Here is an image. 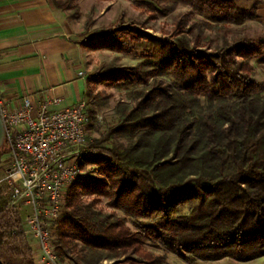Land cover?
Instances as JSON below:
<instances>
[{"label": "trees", "instance_id": "1", "mask_svg": "<svg viewBox=\"0 0 264 264\" xmlns=\"http://www.w3.org/2000/svg\"><path fill=\"white\" fill-rule=\"evenodd\" d=\"M52 1L70 19L81 17L76 0ZM165 1L188 3L208 26L258 18L259 1L253 8L235 0ZM190 31L178 22L170 35L158 36L121 16L80 40L84 49L142 48L145 59L106 65L95 74L100 81L119 78L131 102L117 103L118 123L81 159L82 165L96 164L102 177L66 192L67 210L53 224L60 261L156 264L145 239L188 263L264 257V94L256 91L251 63H264V39L243 36L212 48L202 43L201 32L189 37ZM114 135L127 142L103 144ZM6 151L3 145L0 161ZM96 193L123 214L84 204L82 195ZM22 227L0 187L4 264H36L26 234L18 232Z\"/></svg>", "mask_w": 264, "mask_h": 264}, {"label": "rangeland", "instance_id": "2", "mask_svg": "<svg viewBox=\"0 0 264 264\" xmlns=\"http://www.w3.org/2000/svg\"><path fill=\"white\" fill-rule=\"evenodd\" d=\"M80 6L81 17L79 19H70L68 13L65 14L70 24H73L76 38L81 40L91 31L100 28L108 27L117 22L122 16L124 22L133 21L137 25L143 27L145 30L158 36L170 35L174 27L180 22L183 27L189 28L191 31L188 36L201 32L202 43L212 48L240 39L243 36H249L255 39H264V24L259 19L247 20L244 24H227V25H206L205 17L194 11L188 3L173 4L165 0H76ZM238 5L246 8H253L260 0H235ZM258 7V5H257ZM206 23V24H205ZM132 42L134 41L130 39ZM136 42V41H135ZM146 44V47L150 43ZM264 52V46L262 47ZM142 48L125 49L114 51L107 48L101 49H85L84 53V68L81 70L85 76H88L90 84V94L88 98V105L90 113L93 117V123L90 126L91 142L97 139H102L106 136L109 129L113 128L118 123V115L115 107L119 101L131 102L130 90L125 85L121 84L117 79L112 80H98L95 76L103 66H130L144 60ZM251 63L254 67L253 78L258 82L257 92L264 94V63L261 59H253ZM166 81H174L168 75L163 77ZM151 81V80H150ZM91 101V102H90ZM93 101V102H92ZM100 116L99 121L96 120ZM4 137V128L0 119V138ZM124 142L126 139L114 135L111 139L104 142L106 146H112L115 143ZM86 178H89L88 184L93 183L94 179L101 178L98 166L89 162L83 165ZM7 162L0 161V178L3 176ZM0 187L5 191L4 187ZM110 189V188H107ZM7 196V193L5 191ZM84 204H92L96 210L102 212H111L115 210L118 214H123L121 210L114 209L110 205V199L106 195L99 194H84L82 195ZM66 201V199H65ZM66 203V202H65ZM64 203V205H65ZM67 210L66 205L64 206ZM93 207V206H92ZM127 224L132 228L135 227L131 222ZM56 231V230H55ZM57 235V232H56ZM27 236V235H26ZM27 240L31 245L33 239ZM144 247L152 255L158 259L156 264H264V257L240 262L234 259L225 258L218 261H197L195 263H188L176 256L175 254L166 250L160 242L145 239ZM34 249V247H32ZM81 248L79 245L78 249ZM35 251V249H34ZM77 257V256H76ZM34 258L35 254H34ZM123 257H121L122 259ZM36 260V259H35ZM119 259L102 260L101 264H113ZM38 264V262L36 263ZM58 264H75L69 259L58 262Z\"/></svg>", "mask_w": 264, "mask_h": 264}, {"label": "built area", "instance_id": "3", "mask_svg": "<svg viewBox=\"0 0 264 264\" xmlns=\"http://www.w3.org/2000/svg\"><path fill=\"white\" fill-rule=\"evenodd\" d=\"M59 104L58 97L31 95L15 108L0 101L7 148L1 157L7 168L0 185L9 206L21 215L23 227L18 232L34 238L42 264L59 262L53 224L63 211L69 186L86 178L81 159L89 155L86 148L92 140L88 103L52 109Z\"/></svg>", "mask_w": 264, "mask_h": 264}, {"label": "crops", "instance_id": "4", "mask_svg": "<svg viewBox=\"0 0 264 264\" xmlns=\"http://www.w3.org/2000/svg\"><path fill=\"white\" fill-rule=\"evenodd\" d=\"M257 13L264 24V0ZM84 53L73 24L52 0H0V101L9 108L30 95L60 98L52 109L88 103L89 79L80 74ZM27 236L33 239L36 263L42 264L37 243Z\"/></svg>", "mask_w": 264, "mask_h": 264}, {"label": "water", "instance_id": "5", "mask_svg": "<svg viewBox=\"0 0 264 264\" xmlns=\"http://www.w3.org/2000/svg\"><path fill=\"white\" fill-rule=\"evenodd\" d=\"M0 119H1L2 124H3V120H2V117H1V113H0ZM3 128H4V124H3ZM4 141H5V128H4V137H3V139L0 138V148L4 145ZM0 264H4V263L0 260Z\"/></svg>", "mask_w": 264, "mask_h": 264}]
</instances>
